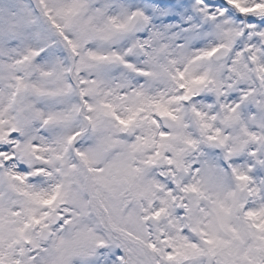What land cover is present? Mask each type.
I'll use <instances>...</instances> for the list:
<instances>
[{"label": "snow or ice", "instance_id": "obj_1", "mask_svg": "<svg viewBox=\"0 0 264 264\" xmlns=\"http://www.w3.org/2000/svg\"><path fill=\"white\" fill-rule=\"evenodd\" d=\"M0 264H264V0H0Z\"/></svg>", "mask_w": 264, "mask_h": 264}]
</instances>
